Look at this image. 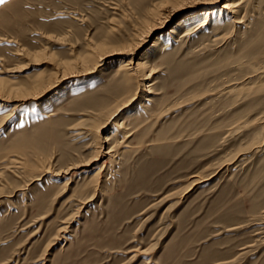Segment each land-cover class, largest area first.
Instances as JSON below:
<instances>
[{
  "label": "rangeland",
  "instance_id": "rangeland-1",
  "mask_svg": "<svg viewBox=\"0 0 264 264\" xmlns=\"http://www.w3.org/2000/svg\"><path fill=\"white\" fill-rule=\"evenodd\" d=\"M229 1L0 0V264H264V0Z\"/></svg>",
  "mask_w": 264,
  "mask_h": 264
},
{
  "label": "bare ground",
  "instance_id": "bare-ground-1",
  "mask_svg": "<svg viewBox=\"0 0 264 264\" xmlns=\"http://www.w3.org/2000/svg\"><path fill=\"white\" fill-rule=\"evenodd\" d=\"M240 1L241 0H239V1H237V0H230L229 1V3H227L225 6H224V9H226L227 11H228V13H230L231 15H232V17H230V18H232L231 20L235 23V24H242V21L241 20H239L238 18H236V16L239 14V10H235V9H237V8H239L240 7ZM210 14V13H209ZM209 14H207L206 13V16H205V18L204 19H202V21H201V26H200V28H203V27H205L208 23H210V21H211V17H210V15ZM224 15V14H223ZM228 16V15H227ZM195 18L196 17H192L191 19H188V20H185V21H183V22H181V24L179 25L180 27H183V26H185L188 22H191V21H193V20H195ZM94 47H96V46H94ZM154 47L156 48V47H159L158 46V43L156 42V44L154 45ZM92 49H93V47H92ZM20 54H21V52H20ZM22 54H24V53H22ZM120 54V53H119ZM107 56V55H106ZM91 57V56H90ZM109 57H110V55H109ZM94 58V57H93ZM148 64H149V61L147 60V58L146 59H141L140 61H138L137 63H135L134 65H135V72H136V74H138V79H139V81H142V82H144L145 80H148V77H147V75L145 74V67L147 66V67H149L148 66ZM129 65H131V63L130 64H126V65H119L118 67H117V71H116V74H123V75H125V77L129 80V79H131L132 77H134V74H131L130 72H129ZM35 82H37V84H36V86L35 87H33L32 89H31V91H27L28 93H26V92H22L23 94H21V93H19V91L17 92L18 94H15V97H22L23 95H30V94H32V92H36V91H38L39 89H41V88H43V82H45V81H43V80H38V81H35ZM38 82H40V83H38ZM42 82V83H41ZM52 116H55V114L54 113H50V115H49V117H52ZM100 155V154H99ZM105 155V154H104ZM97 160V159H96ZM93 162V161H92ZM93 164V163H92ZM94 165V164H93ZM91 166V165H90ZM87 167V166H86Z\"/></svg>",
  "mask_w": 264,
  "mask_h": 264
}]
</instances>
